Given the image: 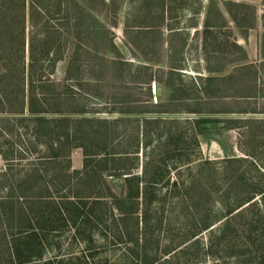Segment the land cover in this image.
Returning a JSON list of instances; mask_svg holds the SVG:
<instances>
[{
	"label": "rangeland",
	"instance_id": "374dc122",
	"mask_svg": "<svg viewBox=\"0 0 264 264\" xmlns=\"http://www.w3.org/2000/svg\"><path fill=\"white\" fill-rule=\"evenodd\" d=\"M145 1L46 0L43 2L45 9L40 13L36 11L42 17L35 18V15L31 19V0H25L24 4L21 0H0V17L16 22L20 12L24 13L21 27L13 22L6 29L0 46V71L5 68L12 71L22 62L26 77L31 65L35 79L40 75L47 76L59 90H65L68 85L63 91L67 94V103L60 104L59 101L51 109L84 108L88 114L82 117L92 119L93 126L106 133L103 136L109 157L106 183L116 196L123 198L126 192L125 176L117 178V170H128L127 173L144 179L151 176L163 178L160 184L150 187L157 206L154 203L147 212L148 220H151L147 231L143 226L139 227L142 242L152 240V252L161 255L166 246L188 236L210 206L213 211L208 218L224 214L227 199L224 190L235 184V174L241 172L247 178L263 180L264 144L260 140L245 144L243 124L231 129L222 123L213 124L205 134H196L195 137L192 123L204 118L264 120V114L222 112L264 110V104L258 107L254 102L237 105L230 99L213 105L201 103L195 80L197 76L235 74L236 81L241 79L240 87H246L249 79L252 80L250 87L253 86L255 75L250 69L237 73L233 70L258 65L262 61L264 29L260 17L264 11L262 0H230L256 7V26L248 31L238 30L223 12L229 23L227 27L215 30L218 38L215 41L213 36L204 33L203 28L204 8L213 0H164L168 12L171 11L166 24L158 13L155 14L160 0H147L150 2L148 7H145ZM219 1L224 0H216L218 6ZM23 6L26 10H22ZM149 12H153L158 20ZM78 13L81 14V26L75 30ZM143 22L153 27L140 32L137 26ZM49 37L51 42L47 40ZM170 43L173 45L172 60L182 66L179 75L167 74ZM31 47L35 50L32 57ZM56 53L59 61L48 63ZM70 64L75 66V71L73 78L66 80ZM144 65L149 66L150 71L140 69L138 72L136 67ZM49 68H52L50 75ZM150 74L154 81L148 87L146 83L150 81ZM16 76L4 78L1 86L6 82L12 88ZM0 77H3L2 73ZM255 83L260 93L264 82L258 80ZM223 93L230 95L232 91L227 89ZM61 115H44L49 124H41L42 130L47 131L46 128L50 127L55 128L56 133L61 132L62 126L58 125ZM70 117L75 119L78 116ZM255 127L263 131L261 125L255 124ZM38 129L40 125L27 108L22 115L0 114V152L13 159L21 158L19 166L24 168L39 164L40 159L48 155L42 143L53 140V137L44 134L36 137ZM99 139L102 136L98 135ZM244 145L254 153L248 160L252 165L245 164L237 170V166L221 164L226 162L224 159L248 158L240 150ZM83 154L80 148L72 150L73 170H82ZM121 155L123 158L119 160ZM205 161L209 164L204 165ZM6 165L0 155V168ZM51 171L49 168L48 175ZM11 174H17L15 169ZM173 181L177 183L176 188ZM240 190L244 189L231 191L235 194ZM229 195L227 201L231 199ZM261 213L264 215L263 210ZM244 220L222 219L211 230L197 236L198 244L187 250L192 259L189 264H264V220L261 218L257 233L253 226H246ZM228 221L229 226L223 228ZM155 240L158 241V250L154 247ZM123 249L124 246L106 247L101 250L100 257L121 260Z\"/></svg>",
	"mask_w": 264,
	"mask_h": 264
},
{
	"label": "trees",
	"instance_id": "16d2710c",
	"mask_svg": "<svg viewBox=\"0 0 264 264\" xmlns=\"http://www.w3.org/2000/svg\"><path fill=\"white\" fill-rule=\"evenodd\" d=\"M21 1L22 4L25 3V0ZM31 1L30 18L33 19L37 15L35 18L40 19L42 15L39 13L45 9L43 2L46 0ZM262 2L264 11V0ZM219 5L216 4V0H213L206 7L204 6L206 12L203 23L204 33L209 37L213 36L215 41L218 39L215 30L227 27L229 23L223 12L228 15L229 21L238 30L248 31L256 26L258 14L256 7L246 2L230 0L219 1ZM148 6L150 2L146 0L145 7ZM25 7L23 6L22 10H26ZM156 10L155 14L158 13L166 24L171 11L168 12L164 0H160ZM149 14L153 19L158 20L153 12ZM22 18H24V13L21 12L20 18L15 19L16 22L0 17V46L10 23L15 22L21 27L24 22ZM80 18L81 14L78 13L75 18V30H79L81 26ZM260 19L264 29V13L261 14ZM137 27L140 32H145L153 25L143 22ZM47 40L51 42L50 37ZM172 49L173 45L170 43L167 74L171 76L179 75L178 71L182 69L181 64L172 60L170 56ZM34 51L31 47V57ZM48 53L49 51L46 57ZM55 56L51 57L48 63L58 62L57 53ZM261 59L258 65L239 67L233 71L237 73L250 69L255 75L253 78L255 82L258 80L264 82V32L261 37ZM20 63L12 71L6 68L0 71L3 74V77H0V114L22 115L27 108L28 113L34 116L36 124L40 125V129L35 131L36 137L42 134L51 135L53 140L42 143L48 155L40 159L39 164H30L27 168L19 166L21 158L13 159L7 153L0 152L1 158L7 163L6 167L0 168V264H117L118 262L120 264H189L192 259L188 257L187 250L198 244L195 238L202 232L211 230L222 219L231 218L233 221L245 219L246 226H253L257 233L261 218L264 220V215L261 213L262 210L264 211V176L259 182L247 178L244 173L240 172L234 176L235 184L224 190L225 198H227L224 214L208 218L213 211L210 206L202 215V219L194 224V230L188 236L166 246L161 255L153 253L151 244L154 242L152 240L149 241L150 243L142 242L139 238L142 230L139 231V227L141 225L143 230L147 231L151 221L148 220L150 217L147 216V212L154 203L157 206L156 196H153L154 193L150 187L160 184L163 178L151 176L149 179H144L131 172L127 173L128 170H117V178L125 176L126 192L123 198L116 196L106 183L105 172L108 170L107 163L109 162L108 154H106L107 144L103 140L106 133H103L101 128L94 127L92 119L82 117L88 114L84 108L74 107L64 111L57 108L53 111L51 106H56L57 102L67 103V94L63 91L68 89V85L64 88L65 90H59L47 76L45 78L44 75H40L38 79H35L31 65L26 77L25 65ZM118 63L124 65L122 61ZM74 68L72 64L68 66L66 80L73 78ZM136 69L138 72L140 69L150 71L149 66L146 65L138 66ZM48 72L50 75L52 68H49ZM13 74L17 76L12 88L5 84L6 82L1 86L3 79ZM234 77L235 74L219 77L197 76L195 78L196 90L200 102L213 105L215 102L230 99L233 104L237 105H248L254 102L258 107L264 104V86L259 93L254 81L251 87L252 80L250 79L246 87H240L241 79L236 81ZM149 78L150 81L146 83L148 87L154 81V76L150 74ZM172 85L174 87V83ZM227 89L232 91L230 95H224L223 91ZM214 112L216 111H212ZM222 112L264 114V110ZM50 113L64 116L62 118L61 115L62 119H59L58 124L62 126L61 132L56 133L55 128L50 127L46 128L47 131L42 130L41 124H49L44 115ZM73 115L78 117L72 119L70 116ZM220 123L225 124L227 129L243 124L245 131H242V134L245 144L257 140L264 144V120L198 119L192 123L194 136L205 134L211 128L209 126ZM255 124L261 125L263 131L260 127L254 129ZM94 135L97 136L96 139ZM98 135L102 136V139L98 140ZM76 147L82 149L84 153L81 171L72 169L70 155ZM240 150L248 158L224 159L226 162H221V164L225 163L227 167L237 166V170L242 169L245 164L252 165V161L248 160L254 156V153L249 151L246 145ZM123 155L118 157L119 160H122ZM16 162L17 165H15ZM208 162L204 165L209 164ZM49 168L52 170L50 175L47 173ZM57 168L60 171L56 172ZM14 169L17 174H11ZM172 184L175 188L177 187L175 181ZM237 188L244 190L233 194L231 190ZM229 194H231V199L227 201ZM207 202L209 203L210 200ZM229 223V221L225 223L223 228L229 226ZM158 224H161V220H158ZM157 244L158 241L155 240L156 249ZM121 246H124L121 260L110 261L109 257L108 259L100 257V252L104 248L113 249ZM182 246L184 247L181 248ZM164 257L168 258L163 259Z\"/></svg>",
	"mask_w": 264,
	"mask_h": 264
}]
</instances>
